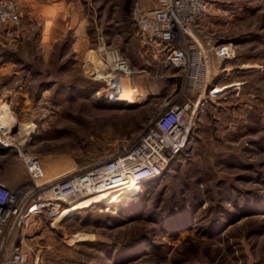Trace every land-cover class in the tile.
<instances>
[{
	"label": "rangeland",
	"instance_id": "rangeland-1",
	"mask_svg": "<svg viewBox=\"0 0 264 264\" xmlns=\"http://www.w3.org/2000/svg\"><path fill=\"white\" fill-rule=\"evenodd\" d=\"M67 1L79 20L48 48L25 12L14 40L0 25V109L13 144L0 143V182L29 184L23 155L55 178L115 156L173 101L197 109L181 155L139 193L108 198L110 211L67 208L19 231L30 263L264 264V0L208 1L195 34L235 53L210 51L206 87L185 92L166 50L140 36L139 0ZM111 51L135 68L122 82L131 98L97 95L104 82L94 75L107 69L87 59Z\"/></svg>",
	"mask_w": 264,
	"mask_h": 264
},
{
	"label": "built area",
	"instance_id": "built-area-1",
	"mask_svg": "<svg viewBox=\"0 0 264 264\" xmlns=\"http://www.w3.org/2000/svg\"><path fill=\"white\" fill-rule=\"evenodd\" d=\"M208 1L159 0L156 8L148 9L143 0H139L133 7L132 18L140 36L166 50L165 65L183 76L184 92L201 84L206 87L210 51L214 50L222 59H229L235 53L233 45L203 41L195 34L193 24L203 15ZM22 21L17 0H0V25L5 27L6 36L13 40L19 37ZM104 62L107 72L94 75L96 81L104 82L97 95L118 99L123 79L135 72L115 51H111ZM217 91L212 88V95ZM196 109L197 106L192 108L190 100L169 103L135 140L122 147L115 156L63 177H46L38 158L23 155L29 184L10 187L0 182V264H31L22 249L18 232L33 219L43 216L56 220L72 203L85 199H98L95 204L110 211L112 208L102 201V197L113 198L115 192L133 181L145 185L164 175L185 147ZM3 113L0 109V143L11 147V138L2 123Z\"/></svg>",
	"mask_w": 264,
	"mask_h": 264
},
{
	"label": "crops",
	"instance_id": "crops-1",
	"mask_svg": "<svg viewBox=\"0 0 264 264\" xmlns=\"http://www.w3.org/2000/svg\"><path fill=\"white\" fill-rule=\"evenodd\" d=\"M18 1L21 13L25 12L29 19H39L38 23L40 28L41 43L45 48H48L55 41L59 40V38H61L67 30L75 29L76 23L79 20V16L75 14L72 4L67 0ZM157 6L158 4L154 7L146 8L153 9ZM81 43V41L73 42L74 46L80 45ZM89 55L91 54L89 53L88 56ZM87 61L91 69H95L96 67L107 68L106 64H104L103 66L101 65V62H104V60H100L97 57L89 56V59H87ZM134 72L136 73V71Z\"/></svg>",
	"mask_w": 264,
	"mask_h": 264
},
{
	"label": "bare ground",
	"instance_id": "bare-ground-1",
	"mask_svg": "<svg viewBox=\"0 0 264 264\" xmlns=\"http://www.w3.org/2000/svg\"><path fill=\"white\" fill-rule=\"evenodd\" d=\"M101 65L103 66L104 64L101 63ZM217 89H220V88H217ZM132 90L133 89H130V88L127 87V85L123 84L122 93L120 94V96L121 97L131 98L132 97ZM69 173H71V172H68V174ZM63 176H65V175L57 176L55 178H59V177H63ZM138 188H139V190H137ZM141 189H142V184L133 181V182L129 183V185L125 186V188L115 192L114 194H117V193L136 194V193H139L141 191ZM102 198H103L102 200L105 201L108 198H110V196L102 197ZM98 201H99L98 199H85V200L76 201V202L72 203L71 205H76V206H80V207H86V206L92 205L93 203L98 202ZM62 215L57 217V219L60 218Z\"/></svg>",
	"mask_w": 264,
	"mask_h": 264
},
{
	"label": "trees",
	"instance_id": "trees-1",
	"mask_svg": "<svg viewBox=\"0 0 264 264\" xmlns=\"http://www.w3.org/2000/svg\"><path fill=\"white\" fill-rule=\"evenodd\" d=\"M144 185H142V187H143ZM102 201H104V200H102ZM99 202V201H98ZM95 203H97V202H95ZM95 203H93V204H95ZM90 206H92V205H89V206H86V207H80V206H76V205H70L69 207H68V209L71 211V212H73L74 213V211L75 210H78V209H84V208H87V207H90ZM73 213H71V214H73Z\"/></svg>",
	"mask_w": 264,
	"mask_h": 264
}]
</instances>
